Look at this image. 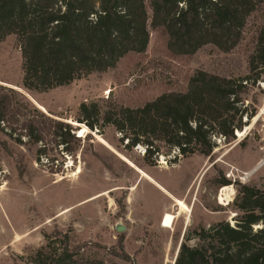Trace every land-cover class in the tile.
<instances>
[{
  "label": "rangeland",
  "instance_id": "rangeland-1",
  "mask_svg": "<svg viewBox=\"0 0 264 264\" xmlns=\"http://www.w3.org/2000/svg\"><path fill=\"white\" fill-rule=\"evenodd\" d=\"M262 24L264 6L249 17L233 51L205 46L187 58L170 57L162 37L152 31L144 54L129 55L113 70L46 93L22 88L17 40L2 41L0 86L24 98L29 111L35 108L69 124L79 140L66 153L48 136L37 144L23 137L20 145L0 133V264H36L37 258L48 264L77 249L80 256L104 264H173L182 243L202 245L195 231L219 222L235 226L237 185L264 191V70L248 85L244 127L229 143L215 139L209 157L174 160L177 152L162 148L153 166H143L142 146L123 150L112 127L91 132L75 119L82 103L97 104L103 116L114 106L136 108L164 93L183 91L196 71L252 79L248 58ZM222 179L230 183L229 203L218 200L228 188L218 187ZM176 200L189 213L177 216ZM165 214L177 216L171 230L161 228ZM117 225L125 231L118 233Z\"/></svg>",
  "mask_w": 264,
  "mask_h": 264
},
{
  "label": "trees",
  "instance_id": "trees-1",
  "mask_svg": "<svg viewBox=\"0 0 264 264\" xmlns=\"http://www.w3.org/2000/svg\"><path fill=\"white\" fill-rule=\"evenodd\" d=\"M263 6L264 0H0V43L15 36L22 88L46 93L113 70L129 55L144 54L152 31L162 37L170 57H191L205 46L230 53L242 41L249 17ZM254 41L248 58L252 79L196 71L183 91L164 93L136 108L114 106L100 116L97 104L82 103L75 123L91 132L112 127L123 150L144 148L143 166H153L162 148L175 150L174 160L209 157L214 140L233 141L248 117V85L264 70V24ZM29 105L0 86V133L20 145L23 137L37 144L48 136L71 153L69 145L79 140L74 129L35 108L29 111ZM216 184L230 185L225 179ZM237 193L235 226L219 222L195 231L202 245L182 243L174 264H264V191L239 184ZM79 250L48 264H104L80 256ZM36 264L47 263L37 258Z\"/></svg>",
  "mask_w": 264,
  "mask_h": 264
},
{
  "label": "bare ground",
  "instance_id": "bare-ground-1",
  "mask_svg": "<svg viewBox=\"0 0 264 264\" xmlns=\"http://www.w3.org/2000/svg\"><path fill=\"white\" fill-rule=\"evenodd\" d=\"M82 134H84V130H82L81 132ZM81 134V136H82ZM238 135H240V132H238ZM230 190V187L228 188H223L219 194V198L218 200L221 203H229L231 201V199L228 197V195L226 194L227 191ZM176 207L178 208L179 212L178 215L179 216L183 211H186L189 213V208H187V206L180 200H176ZM177 216H173L170 214H165L161 220V228L162 229H169L171 230L174 224V220Z\"/></svg>",
  "mask_w": 264,
  "mask_h": 264
},
{
  "label": "water",
  "instance_id": "water-1",
  "mask_svg": "<svg viewBox=\"0 0 264 264\" xmlns=\"http://www.w3.org/2000/svg\"><path fill=\"white\" fill-rule=\"evenodd\" d=\"M75 126L79 127L78 125H75ZM116 231H117L118 233H123V232L125 231V228L122 227L121 225H117V226H116ZM175 259H176V257H175ZM174 262H175V260H174ZM174 262H173V264H174Z\"/></svg>",
  "mask_w": 264,
  "mask_h": 264
}]
</instances>
